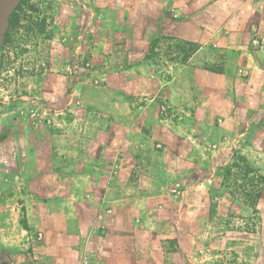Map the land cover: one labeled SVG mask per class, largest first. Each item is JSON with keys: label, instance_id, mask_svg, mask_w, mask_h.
<instances>
[{"label": "rangeland", "instance_id": "374dc122", "mask_svg": "<svg viewBox=\"0 0 264 264\" xmlns=\"http://www.w3.org/2000/svg\"><path fill=\"white\" fill-rule=\"evenodd\" d=\"M192 1L170 0L166 5L160 0L19 1L0 48L1 188L12 195L20 192L16 176L41 174L40 183L50 184V192L56 189L58 204L55 214L48 207L47 223L61 224L65 229L54 240L46 241L45 231H32L28 241L26 238L7 250L0 247V264H85L86 260L88 264H264V171L239 150L227 154L215 171V167H189L184 184L190 178L203 182L213 174L201 192L186 197L178 184L166 186L165 196L157 205L159 214L155 215L159 216L157 221L171 222L169 230H149L136 212L121 215L113 213L111 207L102 210L103 199L85 196V191L81 198L71 199L76 202L74 210L69 195L73 186L85 183H76L68 174L53 176L54 170L67 173L82 169L81 162H74L70 168L67 148L72 141L80 147L77 159L86 152L98 154L96 149H85L83 141L95 138L92 129L102 120L109 129L104 139L106 156L112 160L108 166L111 176H117L122 116L126 139L134 119L120 111L118 104L122 103L116 101L107 84L111 80L119 86L118 68L124 64L127 49L136 45L129 37L136 26L157 31L145 59L151 58L162 76L175 75L180 66L190 63L221 69L229 60L237 62L240 47L247 46L245 51L260 57L264 21L250 20V7L245 10L239 5L244 0H222L217 6L211 5L213 0H203L210 3L197 6L191 5ZM166 10L171 15V36L164 34L168 27L162 23ZM196 14L208 33L221 28L218 35L203 40L184 38L182 20ZM167 116L161 118L173 119ZM56 145L66 149L60 156L64 164L56 161L60 155ZM128 152V157H138L134 150ZM239 155L254 172H249ZM31 163L35 166L30 167ZM28 188L33 192L46 189L38 180ZM107 215L114 216L108 221L120 224L117 253L108 249L111 232L105 228ZM20 224L30 229L26 214H21ZM71 236L78 239L75 246L67 241ZM152 237L161 244L156 254L148 245Z\"/></svg>", "mask_w": 264, "mask_h": 264}, {"label": "crops", "instance_id": "0c3cea01", "mask_svg": "<svg viewBox=\"0 0 264 264\" xmlns=\"http://www.w3.org/2000/svg\"><path fill=\"white\" fill-rule=\"evenodd\" d=\"M168 1L170 0H160V4L166 5ZM209 3L203 0L190 2L196 6ZM221 3L222 0H213L211 5L217 6ZM239 5L241 8L245 6V10L250 7L251 21H264V0H244ZM253 5L260 10L255 9ZM197 15L199 14L184 17L182 20L184 38L203 40L208 35H218L217 31L221 28L214 33H208L204 25L199 24ZM170 19L171 15L167 14L166 10L162 23H168V27H165L164 34L167 35L168 32L171 36L173 26ZM261 34L264 38V32ZM156 36L157 31L145 26H136L129 34L136 45L127 49L124 64L118 68L119 86L111 80L107 84L116 101L122 103L118 104L120 111L123 114L130 113L134 119L131 131L127 134L129 138L126 139L122 116L121 136L117 138V153L120 156L115 160L116 165L120 166L117 176H111L108 165L112 160L106 156L107 149L104 146V139L109 130L106 120L99 121L92 129L95 138L91 136L92 138H85L83 141L85 149H96L97 155H88L86 152L84 157L77 159L80 147L74 146L72 141L67 148L70 168L74 162H81L82 169H69V173L60 169L53 171L54 177L68 174L76 183L79 180L85 183L84 186H73L69 195V203L74 210L76 202L72 203L71 199L81 198V192L85 191V196L103 199L100 209L111 207L113 213L121 215L136 212L140 215L143 225L154 231L169 230L171 226L170 221H157L159 216L155 215L159 214L157 205L161 202L159 199L165 196L166 186L178 184L182 196L185 194L187 197L203 191L204 183L212 180L213 174L203 179V182L190 178V181L184 184V176L190 173L189 167H215V171L217 166L225 162L227 154L239 150L251 164L258 165L264 171V47L259 58L253 54L255 52L245 51L247 46L242 50L240 47L237 62L234 59L229 60V63L223 66V73L208 71L190 63L180 66L175 75L171 73L166 77L160 74L157 70L159 66H156L151 58L145 59L147 46H150ZM243 56L245 61L241 58ZM129 101L132 102V107L128 105ZM162 106L169 108L168 115L172 120L167 118L168 116L166 120L161 118ZM241 121L243 126H240ZM117 134L119 135V132ZM76 144L80 145L78 142ZM56 150L60 154L56 161L64 164V159L60 156L66 149L56 145ZM130 150H134L138 157H128ZM29 166L35 165L31 163ZM186 167L189 169L186 170ZM56 168L58 169V166ZM29 175L31 174L25 172L24 175L16 176L20 192H13L12 195H8L0 183V247L4 250L22 244L26 238L28 241L29 232L45 231V240L49 241L56 238L55 236H61V230L65 229L63 225L61 229V224L47 223L50 220L48 207L52 208L53 214L57 210L56 189L50 192V184H41V174H35V177ZM5 178L3 175L2 180L5 181ZM37 180L39 185L46 188L43 189L45 191L29 190L28 186ZM112 180L116 182L109 184ZM55 184L57 185H52ZM97 190H101L99 196ZM21 214H26L30 229L21 226ZM107 218L114 216H105V228L111 232V236L107 238L108 249L117 253L120 224L115 220L108 221ZM95 234L98 236V233ZM77 240L72 236L67 238L68 242H73V246L77 244ZM159 242L156 237L148 241L155 254V250L161 245Z\"/></svg>", "mask_w": 264, "mask_h": 264}, {"label": "water", "instance_id": "95a60500", "mask_svg": "<svg viewBox=\"0 0 264 264\" xmlns=\"http://www.w3.org/2000/svg\"><path fill=\"white\" fill-rule=\"evenodd\" d=\"M20 0H0V48L3 44L4 34L8 21Z\"/></svg>", "mask_w": 264, "mask_h": 264}, {"label": "trees", "instance_id": "16d2710c", "mask_svg": "<svg viewBox=\"0 0 264 264\" xmlns=\"http://www.w3.org/2000/svg\"><path fill=\"white\" fill-rule=\"evenodd\" d=\"M9 22H11V19L9 20ZM205 70H208V71H213V72H218V73H223L224 69L221 68V69H218V68H214L213 66H206V67H203ZM238 159H240L241 161H243L246 165H247V169L249 170V172H254V169H251V168H248V166L250 167L251 164L249 162H247L246 158H244L243 156H240L238 157ZM260 180H263V177H259ZM257 197L259 198L260 197V192L257 194Z\"/></svg>", "mask_w": 264, "mask_h": 264}, {"label": "built area", "instance_id": "2783aa9c", "mask_svg": "<svg viewBox=\"0 0 264 264\" xmlns=\"http://www.w3.org/2000/svg\"><path fill=\"white\" fill-rule=\"evenodd\" d=\"M168 109L169 108L167 106H162L161 107V114L167 116L169 114ZM85 264H88V260L85 261Z\"/></svg>", "mask_w": 264, "mask_h": 264}]
</instances>
